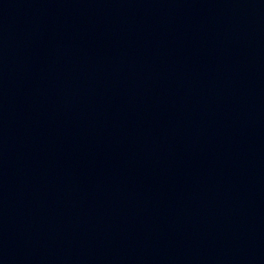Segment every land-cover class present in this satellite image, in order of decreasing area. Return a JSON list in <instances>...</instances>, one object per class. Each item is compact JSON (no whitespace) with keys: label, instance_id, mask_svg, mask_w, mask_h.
Segmentation results:
<instances>
[{"label":"water","instance_id":"1","mask_svg":"<svg viewBox=\"0 0 264 264\" xmlns=\"http://www.w3.org/2000/svg\"><path fill=\"white\" fill-rule=\"evenodd\" d=\"M0 264H264V0H0Z\"/></svg>","mask_w":264,"mask_h":264}]
</instances>
